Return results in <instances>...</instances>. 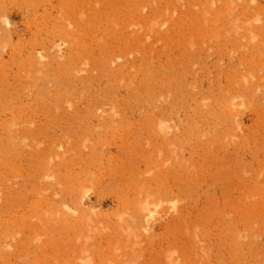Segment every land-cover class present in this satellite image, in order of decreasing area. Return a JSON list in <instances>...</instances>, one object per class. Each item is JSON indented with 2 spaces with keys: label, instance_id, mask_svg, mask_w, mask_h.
Segmentation results:
<instances>
[{
  "label": "rangeland",
  "instance_id": "374dc122",
  "mask_svg": "<svg viewBox=\"0 0 264 264\" xmlns=\"http://www.w3.org/2000/svg\"><path fill=\"white\" fill-rule=\"evenodd\" d=\"M139 5L0 0V140L13 141L21 167L9 175L14 197L5 216L10 230L3 243L13 264H85L82 258L89 264H233L228 252L212 248L213 236L196 228L187 203L212 193L223 201L264 203V0H175L169 11L183 20L174 25L170 45L187 55L179 64L188 73L190 111L195 96L207 113L203 123L190 120L209 132L201 138L203 166L176 132L178 121L167 119L164 135L157 126L158 140L143 107L124 116L110 104L118 119L105 113L106 105L89 104L91 25L117 9L135 28ZM151 12L144 7L148 20L137 27L152 40L167 24ZM59 83L67 87L66 103L45 106L49 89L61 94ZM89 107L101 116L85 115ZM87 192L83 214L78 199ZM145 203L155 211L147 229L135 218L136 206Z\"/></svg>",
  "mask_w": 264,
  "mask_h": 264
},
{
  "label": "bare ground",
  "instance_id": "6f19581e",
  "mask_svg": "<svg viewBox=\"0 0 264 264\" xmlns=\"http://www.w3.org/2000/svg\"><path fill=\"white\" fill-rule=\"evenodd\" d=\"M137 1L142 11L136 12L135 28H130L122 16L116 15L117 9H112V13L103 23L95 21L90 27L91 37L87 41L90 48L87 58L93 61L89 71L91 87L89 95L92 98L89 104L106 105L105 113H110L109 116L118 119L122 118L115 115L114 108H110V104L121 107V115L124 116L128 114L132 106L143 107L148 114L147 118L154 121L152 131L158 140H161L162 134L169 131L171 124L168 120L170 118L178 121L176 132L182 134L190 153L197 155L199 165L203 166L206 162V152L204 141L201 138L209 132L200 125L194 124V120L191 122L190 120L193 117L196 121L199 119L203 123L207 113L205 107L196 100L195 96L190 98L193 100L195 111L194 113H192L193 110L190 111L189 94H187L188 73L184 65L179 64V61L187 59V55L183 52H178L180 54L176 55L175 49L170 45L174 25L181 24L183 20L182 18L175 20L169 15V11L174 12L175 0ZM147 5L151 6L152 19L158 17L162 25L167 24L160 28L158 36H152V40L148 34L144 35L137 27V25H144L148 20L144 14V7ZM180 11L183 17L184 10ZM2 21L6 28L9 27L10 21L7 16H3ZM161 39H168L169 42L167 41L166 45L163 44L165 46L161 45V47L153 45ZM56 47L59 51L60 44L57 43ZM175 55L178 60L177 66H175ZM41 57L44 58V56ZM57 60L67 62L69 59L59 57ZM117 61L120 62L115 64ZM59 85L61 94L53 93L52 89H49V94L45 98L47 101L45 106L66 103L63 90L67 87L61 83ZM174 91H180V93L177 94ZM66 97L71 103L76 102L69 94ZM227 108L235 128L242 129V123L238 116L236 117L232 106H227ZM84 112L87 116L97 118L101 116L91 107ZM78 113L83 115L82 110ZM181 120H185L184 126L180 124ZM157 126L160 132L164 131L161 132L162 134L159 133ZM10 142L13 143L10 139L0 140V180L4 189V195L0 198V264H13L3 243L10 230V221L5 216L10 211L14 197L8 181L11 172H21V167L17 165L13 157L17 153L16 148L14 149ZM59 182H62V179H59ZM87 195L88 192L82 196L83 199H78V206L83 214H85V209L82 205ZM212 195L213 193L211 196L208 195L204 202L193 200L187 203V216L193 220L196 228L203 230L207 236H213L215 241L212 248L228 252L233 264H264V203L255 204L243 197L233 199V201H223ZM67 208L71 213H78L74 208ZM135 213V218L145 229H147V223L155 216L154 209L148 203L136 206ZM65 217L68 218V215ZM80 227H84L82 222H80ZM203 260L208 262V258ZM82 261L85 264L90 263L84 258ZM210 264H214L212 260Z\"/></svg>",
  "mask_w": 264,
  "mask_h": 264
}]
</instances>
